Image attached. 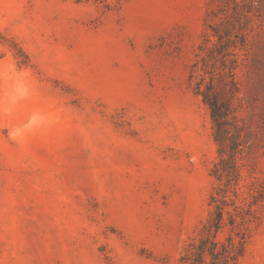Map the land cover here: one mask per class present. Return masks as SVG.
<instances>
[{
	"label": "rangeland",
	"instance_id": "obj_1",
	"mask_svg": "<svg viewBox=\"0 0 264 264\" xmlns=\"http://www.w3.org/2000/svg\"><path fill=\"white\" fill-rule=\"evenodd\" d=\"M237 11L230 76L199 46ZM211 81L262 180L264 0H0V264H179L213 185ZM261 215L238 264H264Z\"/></svg>",
	"mask_w": 264,
	"mask_h": 264
},
{
	"label": "trees",
	"instance_id": "obj_2",
	"mask_svg": "<svg viewBox=\"0 0 264 264\" xmlns=\"http://www.w3.org/2000/svg\"><path fill=\"white\" fill-rule=\"evenodd\" d=\"M237 11V23L225 26L221 32L207 33L208 57H218L224 72L234 75L237 66L236 49L245 47L249 22H242ZM211 36H215L212 39ZM203 60V59H202ZM234 85V80H230ZM213 83L198 84L196 93L207 105L217 157L209 175L213 179L208 196V212L180 251L179 264H238L247 252L255 229L262 221L264 208V178L242 184L253 173L241 162L246 143L245 124L232 103L214 90Z\"/></svg>",
	"mask_w": 264,
	"mask_h": 264
}]
</instances>
